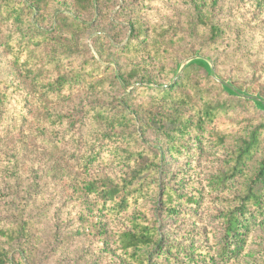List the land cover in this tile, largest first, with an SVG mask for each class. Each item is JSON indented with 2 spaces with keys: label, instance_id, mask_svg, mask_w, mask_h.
<instances>
[{
  "label": "rangeland",
  "instance_id": "374dc122",
  "mask_svg": "<svg viewBox=\"0 0 264 264\" xmlns=\"http://www.w3.org/2000/svg\"><path fill=\"white\" fill-rule=\"evenodd\" d=\"M59 1L63 3L60 11L53 15V8L60 4L52 2L42 13L48 14L52 9L51 22L48 17L40 19L42 26L49 28L44 29L37 24L55 36L65 33L55 23L56 16L74 18L76 10L71 0ZM192 2L146 0L137 5L135 0L133 4L131 0L126 4L124 0H111L99 15L97 11H88L84 15L90 20L88 23L97 20V26L82 37L80 62L89 70L92 82L104 79L105 87H97L96 91L86 87L83 92L62 101L55 100L33 83L32 75L26 69L21 70L5 46L11 42L13 29L0 24V81L6 86L7 96L0 111V211L6 208L15 210L21 204V196H31L30 210L35 219L37 246L35 264H118L120 258L114 245L107 253L102 251L99 227L103 226L111 237L125 229L127 218L105 216L92 200L75 192V188L79 189L75 179L115 176L119 168L112 166L111 160L102 161L84 174L80 173L76 166L78 154L75 145L78 141V145L85 144L91 149L100 140L97 134L100 128L96 120L85 118L90 122L78 136L79 125L82 124L78 116H85L91 108L105 107L109 112H116L119 106L132 116H139L142 111L150 110L155 91L176 82L186 68L195 66L189 62L198 58L209 61L213 75H206L218 85L221 86L216 77L234 88H241L248 96L264 99V0H219L213 15L228 27V33L214 46L208 43L202 27H195V41L186 37L178 42L174 32L170 33L166 36L169 43L159 47L160 51L154 45V33L145 39L141 30H158L165 26H174L186 34L194 22ZM33 19L34 16L30 21L36 26ZM126 43L128 48L123 49ZM200 46L203 47L201 50ZM43 54L44 51L41 58ZM133 69L137 70V75L127 84L122 76ZM34 72L37 73L36 70ZM49 77L52 76L45 74L40 80ZM190 77L200 83L203 81L198 72L191 73ZM235 98L253 105L243 96ZM146 140L166 149V143L157 136L150 134ZM193 144L190 141L188 146ZM183 153V157L177 156L176 159L165 153L167 175L170 177L187 171L192 176L189 187L184 185L189 176L179 182L182 192L190 193L193 188H200L195 177L205 182L215 173L223 158V150H211L206 140L203 145H193ZM17 193L20 196L14 202L11 195ZM224 206L216 199V193L205 189L200 210L190 211L188 206H184L178 218L163 219L162 230L167 234V242L187 248L192 240L198 248L196 254H204L219 240V225L214 216ZM6 218L7 215L0 220ZM208 259L200 264H208ZM232 262L264 264V225L254 229L244 253Z\"/></svg>",
  "mask_w": 264,
  "mask_h": 264
},
{
  "label": "trees",
  "instance_id": "16d2710c",
  "mask_svg": "<svg viewBox=\"0 0 264 264\" xmlns=\"http://www.w3.org/2000/svg\"><path fill=\"white\" fill-rule=\"evenodd\" d=\"M135 1L137 5L146 2ZM52 2L60 4L53 8L54 15L63 5L59 0H0V24L13 29L11 42L5 45L7 50L21 70L24 68L32 75V82L55 100L69 99L86 87L92 91L105 87L104 79L92 82V75L80 62L79 45L82 37L97 26V20L89 24L90 20L84 15L88 11H97L99 15L111 0H71L77 10L75 17L56 16L54 22L59 30L65 31L57 36L41 29L49 26L40 23L45 17L52 21L51 8L50 13L42 15ZM126 2L124 0V4ZM218 3L219 0H193L194 22L186 34L174 26L141 30V33L145 39L154 33L156 36L152 39L160 51L159 47L169 43L166 36L170 33L174 32L178 42L186 37L195 41V27H202L208 43L217 45L228 33V27L213 15ZM33 16L36 26L30 21ZM128 43L123 49L128 48ZM26 65L31 67L25 68ZM194 65L186 68L172 85L155 91L150 110L142 111L139 116H132L120 106L116 112H109L105 107L91 108L85 116H78L82 123L78 136L90 122L85 118L96 120L100 128L97 133L100 140L91 149L85 144L78 145V141L75 145L76 166L80 173L84 174L102 161L111 160L112 166L119 168L115 176L75 179L79 187L75 192L92 200L105 216L127 218L125 229L111 237L103 226L99 227L102 251L107 253L114 245L115 251L120 253L118 264H200L207 258L208 264H231L244 253L254 229L264 225V111L248 101L235 98L208 78L202 62ZM194 72L201 73V83L190 79ZM45 74L52 77L41 81L40 77ZM135 75L137 70L133 69L122 79L130 84L129 80ZM5 89L4 82L0 81V111L7 98ZM150 134L161 138L166 149L163 150V145L150 144L146 140ZM189 137L193 139L188 140ZM206 140L211 150H223V158L218 169L205 182L195 177L200 188L184 193L179 180L189 176L184 184L188 188L192 176L181 171V175L171 174L169 177L165 153L168 152L172 159L183 157V151L186 153L193 145H203ZM190 141L194 143L192 146H188ZM205 189L216 193V199L225 206L214 216L220 231L218 242L204 254L197 255L198 248L192 240L187 248L168 243L162 221L169 217L178 218L184 206L190 211L200 210ZM19 196L18 193L11 195L14 202ZM31 200L30 195H23L15 210L6 208L0 211V217L7 215L6 220H0V264H35L37 246Z\"/></svg>",
  "mask_w": 264,
  "mask_h": 264
},
{
  "label": "water",
  "instance_id": "95a60500",
  "mask_svg": "<svg viewBox=\"0 0 264 264\" xmlns=\"http://www.w3.org/2000/svg\"><path fill=\"white\" fill-rule=\"evenodd\" d=\"M195 62H202L204 64V66L206 67L207 69V72L209 75H213V70H212V66L210 65L209 61L207 59H203V58H198V59H194V60H191L189 62V65L190 64H194ZM188 65V64H187ZM186 65V66H187ZM185 66V67H186ZM180 71H182L180 69ZM216 80L218 82H220L221 86L227 91L229 92L230 94L234 95V96H237V97H240V96H243L245 97L246 99L252 101V103L255 105V107L259 110H262L264 111V99L256 96V97H251V96H248L247 94H245V92H242L236 88H234L229 82H223V81H220L219 78L216 77Z\"/></svg>",
  "mask_w": 264,
  "mask_h": 264
}]
</instances>
